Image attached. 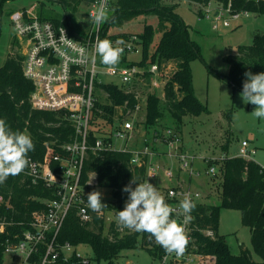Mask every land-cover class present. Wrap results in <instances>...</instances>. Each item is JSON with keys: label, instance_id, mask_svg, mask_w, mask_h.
<instances>
[{"label": "trees", "instance_id": "obj_1", "mask_svg": "<svg viewBox=\"0 0 264 264\" xmlns=\"http://www.w3.org/2000/svg\"><path fill=\"white\" fill-rule=\"evenodd\" d=\"M11 0H0V25L3 7ZM61 4L67 15L63 19H47L41 13L40 18L62 24L73 34L70 16L77 13L81 7H88L95 0H48ZM198 4L199 15L205 16L204 9L213 1L222 3L230 14L251 13L264 15V0H187ZM83 5V6H82ZM110 19L103 24L105 39L126 41L131 35L120 32L125 24L136 22L141 32L136 35L142 43V65L158 63L161 68L162 80L165 83L163 96L150 89V76L147 74L142 93L146 97V117L143 127L146 142L154 143L156 139L164 140L167 131L180 136L183 119L186 116L198 117L208 112L207 108L197 98L193 85L191 63L199 57L200 49L191 39L187 25L177 13L176 5H166L163 0H110ZM117 29L114 33L111 30ZM16 44V41L13 45ZM229 65V73L223 78L234 89L242 90L245 72L253 74L264 72V35L257 34L252 45L240 46L236 55L224 58ZM128 57L121 58L118 65L127 64ZM24 57L12 51L5 63L0 67V118L7 121L13 131H27L35 144V150L28 155L34 162H44L54 156L66 157L65 145L74 138V127L63 112L37 110L32 107L31 94L35 90L34 83L27 79L23 70ZM97 91L106 94V100L97 97L91 114L89 143L95 144L97 134H105L104 128L113 131L118 119L126 116L129 110H134L137 103L133 93H126L113 83H97ZM232 113L227 115L231 121ZM173 121L176 131L169 126ZM165 123V126L162 125ZM163 127L165 128L164 130ZM178 132V133H177ZM112 142V139H108ZM148 143V142H147ZM130 152L118 150H89L84 162L83 184L90 176L95 178V187L110 188L114 194V212L123 210L128 194L123 192L133 177L137 182H144L147 177V166L135 167L131 164ZM52 161L51 166L56 167ZM211 165V163H210ZM219 180H212V186L218 188L219 205L203 203L194 210L197 224L202 228L212 229L215 239L197 234L200 251L214 255L216 264H264V167L254 160L241 157H226L216 162ZM133 188L136 184L132 185ZM52 189L43 183L34 185L29 177L19 174L10 176L0 184V215L10 224L5 232L0 233V264H3L5 250L15 246L23 237V233L31 222L35 212L46 210V201L54 199ZM112 206V205H111ZM109 206L100 213H94L93 221L84 224L77 215V210H71L60 230L58 242L73 247L89 245L93 252L89 263H84L75 254L64 262L59 259L55 264H116L122 251L138 249L140 242L148 245L150 235L138 233L113 221L107 234H104L106 221L104 215ZM221 209L241 211L242 223L251 230V244L254 252L261 258L260 262L253 260L251 252L242 247L240 254H233L226 238L218 234V217ZM123 228L121 232L120 229ZM142 238V241L141 239ZM153 258H159L162 250L146 249ZM44 255L41 247L35 260Z\"/></svg>", "mask_w": 264, "mask_h": 264}, {"label": "built area", "instance_id": "obj_2", "mask_svg": "<svg viewBox=\"0 0 264 264\" xmlns=\"http://www.w3.org/2000/svg\"><path fill=\"white\" fill-rule=\"evenodd\" d=\"M102 3L109 12L110 0H95L88 7L91 23L92 17ZM226 11L230 14L229 10ZM242 14L248 13L230 15L232 19L237 20ZM10 19L15 33L16 48L23 47V53L20 52V55L24 57V75L35 85V90L31 94L32 107L37 110L65 113L75 132L72 142L64 147L67 156H54L52 161L57 163L55 168L51 166V159L47 158L44 162H34L30 159V166L21 173L29 177L34 185L43 183L52 189L55 197L46 201V210L33 214L18 244L6 248L5 255L10 256L11 262L55 264L59 259L68 262L75 254L84 263H89L90 258H84L78 251L79 247L58 242L60 230L71 210H77L82 223L88 224L93 221L95 212L87 205V194L90 193L91 184L89 182L83 184L84 162L89 150L130 152L131 164L135 167L147 166L146 180L157 187L166 202L177 210L172 214V218L181 224L183 215L180 214L179 203L185 195H188L196 206L205 203L207 196L191 185L193 179L201 176V172L195 168L198 157L181 150L182 140L180 136L174 135L173 131L168 130L164 139L168 148L165 154L149 149L146 141L143 148L129 149L127 145L120 149L115 148L114 141L129 140L135 136L137 128L131 117L146 109V97L141 87L145 85L147 74L150 76L151 90L165 84L158 63L142 65V43L137 35H131L125 41L126 46L121 58L128 57L127 64L117 65L113 70L103 65L95 53L97 37L105 39L102 32L104 23L99 29L93 23L88 35L80 37L74 31L71 34L62 24L41 19L34 8L15 11L10 15ZM224 26L229 27L230 22L225 21ZM100 73L116 78V82L109 83L118 85L126 93H133L137 103L134 110H129L126 116L116 120L117 128L105 134H97L95 144L91 145L89 143L91 114L98 97L96 86L97 83L106 84L100 82ZM108 139H112V142H108ZM248 146V142L243 141L237 157L250 160V154L255 152H250ZM164 156L169 159L168 163L160 160ZM208 160L210 169L207 174L212 183V177L217 174L218 169L210 165L212 160L216 159ZM2 204L3 200L0 198V206ZM192 216L194 219L185 226L189 243L183 255L168 254L156 244L154 238H149L148 248L162 250L160 257L156 258L158 264H216L214 255L200 251L197 238V234H201L206 238L215 239L216 234L212 229L202 228L197 224L195 211L192 212ZM106 217L107 212L104 219L110 226L113 219ZM9 224L0 215V233L5 232ZM120 231L122 232L123 228ZM140 239L142 241V238ZM41 247L44 248V255L37 261L34 256L39 254Z\"/></svg>", "mask_w": 264, "mask_h": 264}, {"label": "rangeland", "instance_id": "obj_3", "mask_svg": "<svg viewBox=\"0 0 264 264\" xmlns=\"http://www.w3.org/2000/svg\"><path fill=\"white\" fill-rule=\"evenodd\" d=\"M163 3L177 6V13L187 25L191 39L200 49L199 57L191 63V72L195 94L208 112L198 117L186 116L183 119V127L180 130L181 150L198 157L195 168L201 172L198 181L202 186H198V182H196L194 188L207 196L205 203L219 205L218 188L215 185L212 186L207 174L210 169L208 159H216L212 160L211 165L217 168L216 162L219 161L217 159L237 157L242 142L247 141L249 144L248 150L255 152V154H250L251 159L264 167V120H260L251 114L256 106L245 103L241 99L240 93L242 90L234 89L223 78L229 73V65L224 58L228 55H236L240 46L252 45L255 35H264V15L249 13L242 14L237 20L232 19L221 2L213 1L209 7L204 9L206 15L201 17L199 15L201 7L196 3L187 0H163ZM32 8L36 13H41L50 20L63 19L67 15L61 4L49 2L48 0H11L5 3L0 25V67L12 51L19 54L23 53L22 46L17 49L16 44L13 45L16 39L10 15L15 11ZM86 11V7L83 6L77 13H72L69 18L73 31L80 37H86L93 25ZM225 21L230 22L229 27L224 26ZM141 30V25L139 27L136 22H131L125 24L120 32L136 35ZM111 32L117 33L119 30L114 29ZM99 80L101 83L117 81L116 78L104 73L99 74ZM164 85L152 89V92H156L162 97ZM97 93L98 98L104 102L106 94L103 91ZM230 112L232 113L231 121L227 118ZM145 117V108L138 115L131 117L136 125L135 128L139 130V132L135 131V135L137 133L136 140L134 136L129 140L114 141L115 148L120 149L127 145L129 149H133L134 143L132 142L134 140L137 143L135 147H144H140L139 141L143 131H145L143 127ZM168 122L169 126L175 130L176 125L174 122L170 120ZM162 125L165 126V123H162ZM164 129L163 127L162 130ZM103 130L106 133L110 129L105 127ZM150 137L148 136L149 140L146 145L149 149L158 151L159 148L157 149L154 146L152 140L150 142ZM162 141L163 147H165L164 150L168 151L166 143H164V140ZM203 157L207 159H203ZM214 179L219 180L218 175L213 176L212 180L214 181ZM88 182L91 184L90 192L99 190L103 195L102 202L109 206L108 209L110 210L107 211L106 218L117 221L114 212L113 190L95 187L94 176H90ZM108 227L106 223L103 231L105 235ZM217 232L226 238L233 254H240L242 247H244L251 252L254 261H261L251 244V230L242 223L241 211L221 209ZM146 249L147 245L140 242L138 249L122 251L120 257L116 260V264H158L157 260ZM78 251L84 258L92 259L93 257L89 245H80ZM15 263L11 262L10 256L5 255L3 264ZM101 264H106V262H101Z\"/></svg>", "mask_w": 264, "mask_h": 264}, {"label": "clouds", "instance_id": "obj_4", "mask_svg": "<svg viewBox=\"0 0 264 264\" xmlns=\"http://www.w3.org/2000/svg\"><path fill=\"white\" fill-rule=\"evenodd\" d=\"M109 19L105 4L102 3L92 17V22L99 29ZM125 46L124 40L113 42L97 37L95 53L103 65L114 70L121 60ZM244 76L246 79L243 81L241 99L255 105L251 114L264 120V72L253 74L248 71ZM34 150L35 144L26 130L13 131L7 121L0 118V184L10 176L23 173L30 166L28 154ZM133 184H136L135 188L132 187ZM122 191L128 194V198L123 210L116 212L118 223L128 230L148 233L168 254L183 255L189 243L185 226L194 219L192 212L196 209L191 198L185 195L179 203L180 214L183 215L181 224L172 218L177 210L166 202L157 187L148 180L141 183L133 177ZM102 201L103 195L99 190L87 194V205L93 212L100 213L107 206Z\"/></svg>", "mask_w": 264, "mask_h": 264}, {"label": "crops", "instance_id": "obj_5", "mask_svg": "<svg viewBox=\"0 0 264 264\" xmlns=\"http://www.w3.org/2000/svg\"><path fill=\"white\" fill-rule=\"evenodd\" d=\"M137 132H139V130H137ZM136 135H137V133H136ZM136 135H135V137H134V139L136 140ZM145 138H146V136H145V131H143V133H142V137H141V139H140V143H139V145H141L140 147H142L143 146V143H144V141H146L145 140ZM135 140L132 142V143H134L133 144V149H136V148H138V146H136L135 147V145L137 144L136 142H135ZM163 143V141H162V139H156L155 141H154V146L158 149V152H160L161 154H165L167 151H165L164 149H165V147H163L164 145L162 144ZM167 148V147H166ZM161 161H167L166 163H168L169 162V159L167 158V157H162V159H160ZM174 166L176 167L177 166V164L175 163L174 164ZM182 176V175H181ZM183 177V176H182ZM184 178V177H183ZM199 179H193L192 180V183L191 182H189V183H191V185L194 187V183H196V182H198V186H202V184H199V181H198Z\"/></svg>", "mask_w": 264, "mask_h": 264}]
</instances>
